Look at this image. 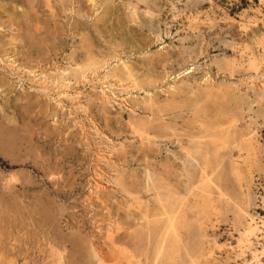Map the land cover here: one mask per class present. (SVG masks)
I'll return each mask as SVG.
<instances>
[{
    "label": "rangeland",
    "instance_id": "374dc122",
    "mask_svg": "<svg viewBox=\"0 0 264 264\" xmlns=\"http://www.w3.org/2000/svg\"><path fill=\"white\" fill-rule=\"evenodd\" d=\"M0 264H264V0H0Z\"/></svg>",
    "mask_w": 264,
    "mask_h": 264
},
{
    "label": "bare ground",
    "instance_id": "6f19581e",
    "mask_svg": "<svg viewBox=\"0 0 264 264\" xmlns=\"http://www.w3.org/2000/svg\"><path fill=\"white\" fill-rule=\"evenodd\" d=\"M172 220V219H171ZM171 228V227H170ZM170 230V229H169ZM162 246V245H161Z\"/></svg>",
    "mask_w": 264,
    "mask_h": 264
}]
</instances>
